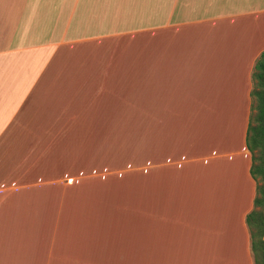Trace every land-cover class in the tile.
<instances>
[{"label":"crops","instance_id":"0c3cea01","mask_svg":"<svg viewBox=\"0 0 264 264\" xmlns=\"http://www.w3.org/2000/svg\"><path fill=\"white\" fill-rule=\"evenodd\" d=\"M262 52L264 0H0V264H255ZM126 162L136 195L65 184Z\"/></svg>","mask_w":264,"mask_h":264},{"label":"trees","instance_id":"16d2710c","mask_svg":"<svg viewBox=\"0 0 264 264\" xmlns=\"http://www.w3.org/2000/svg\"><path fill=\"white\" fill-rule=\"evenodd\" d=\"M251 116L246 135V149L251 155L250 175L256 182V197L246 224L251 235L255 264H264V52L257 59L252 74Z\"/></svg>","mask_w":264,"mask_h":264},{"label":"rangeland","instance_id":"374dc122","mask_svg":"<svg viewBox=\"0 0 264 264\" xmlns=\"http://www.w3.org/2000/svg\"><path fill=\"white\" fill-rule=\"evenodd\" d=\"M130 97L131 99H133V94H131ZM131 125H135L134 127L130 128V132L133 133L136 130V124L131 123ZM132 165L133 166H131L130 162H126L124 164H119L113 167L114 169H111L106 165L99 166L97 169H93L87 172H78V174L74 178H67L65 184L68 187L76 186L77 188L84 183H88V185L86 186L79 187V192L83 197L87 198L96 196H100V198H102V195H110L107 196L110 198H120L124 195H136V186L131 183H136V179L133 180V178H136V176H130L132 173L136 174L137 171L136 165ZM130 180L133 181L129 183ZM97 202H101V199ZM95 205L96 203L85 199L83 200L82 208L83 210H89L90 207Z\"/></svg>","mask_w":264,"mask_h":264}]
</instances>
